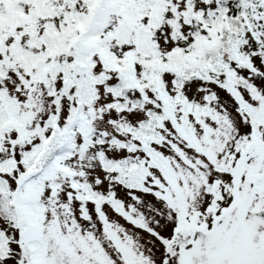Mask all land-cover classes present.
<instances>
[{"label":"snow or ice","instance_id":"snow-or-ice-1","mask_svg":"<svg viewBox=\"0 0 264 264\" xmlns=\"http://www.w3.org/2000/svg\"><path fill=\"white\" fill-rule=\"evenodd\" d=\"M0 264H264V0H0Z\"/></svg>","mask_w":264,"mask_h":264}]
</instances>
